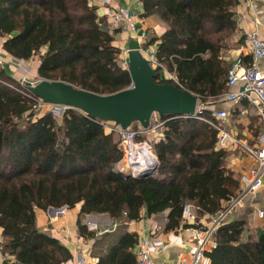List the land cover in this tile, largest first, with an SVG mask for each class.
<instances>
[{"label": "trees", "instance_id": "obj_1", "mask_svg": "<svg viewBox=\"0 0 264 264\" xmlns=\"http://www.w3.org/2000/svg\"><path fill=\"white\" fill-rule=\"evenodd\" d=\"M140 2L143 16L166 23L155 48V81L197 95L201 112L159 117L162 136L152 143L158 172L125 177L116 170L123 156L116 133L74 108L61 119L37 112V98L0 67V247L13 264L71 258L57 235L38 228L36 209L79 204L80 215H107L105 231L77 223L79 234L93 239L96 264H137L138 235L125 223L139 219L142 208L148 216L167 211L164 229H176L184 226L185 204L198 217L213 216L236 194L239 181L225 166L213 109L199 105L219 100L227 89L230 65L222 52L235 31L238 0ZM97 20L89 0H0L2 51L18 61L39 54V78L114 93L130 85V75L113 35ZM152 42L146 39L144 46ZM163 67L175 79L163 77ZM213 239L216 246L205 253L210 264H264V229L250 231L243 221L226 220Z\"/></svg>", "mask_w": 264, "mask_h": 264}, {"label": "crops", "instance_id": "obj_2", "mask_svg": "<svg viewBox=\"0 0 264 264\" xmlns=\"http://www.w3.org/2000/svg\"><path fill=\"white\" fill-rule=\"evenodd\" d=\"M245 1L238 0V3L233 8L236 27L234 33L228 38L226 47L222 52L223 59L229 65L240 56L245 65L250 63L251 57L245 45L244 37L246 32L255 27L254 16L258 17L260 21L258 28H264V0H250L252 1L250 4ZM89 3L96 8V13L99 17H105L109 13V9L112 10L115 6L122 4L133 13L134 28H130V25H122L113 34L112 43L120 49V57H126L123 53L127 50L129 41L135 38L139 40V44L142 43L141 46L143 48L155 49L156 45L160 42L159 37L166 29V23L159 17L142 15L143 8L140 0H107L105 4L103 0H89ZM252 5H255V8ZM142 33H145L147 40L150 39L153 42L144 46L145 41L139 37ZM5 57L8 61L10 59L14 60L10 56ZM29 62L30 60L19 61V64H23L30 71L36 72L37 66L33 68ZM263 64L261 62V65ZM4 68L12 77L21 73L20 66H16L11 62ZM169 73L163 67L161 75L166 77ZM214 102L217 103V108L215 109H225L228 111V117L222 123V129L229 133V137L222 148L227 153L225 158L226 168L231 170L239 181L236 196L242 188L240 176L247 173L250 167L257 165L256 161L244 148L246 146L254 147L257 145V134L262 130V126L260 120L256 117V110L245 101L236 103ZM43 108L46 110L47 106ZM242 201V205L237 206L233 210L227 221L233 219L243 221L250 231L264 229V177L263 186L254 193H245ZM61 209L62 211L60 210L58 213L52 209L45 211L36 209V224L38 228L57 235L70 250L71 258L62 264H96L97 258L92 253L93 239L81 236L78 232L77 223L81 221V223L86 224V221H89L90 226H87L88 229L101 232L108 229L110 218L107 215H80L79 204ZM258 211L263 212L262 216L258 214ZM140 214L141 217L139 219L127 221L125 228L129 232L136 233L138 241L142 238H149L151 240L150 257L155 264H181L184 261L191 260L195 248V241L192 238L194 225L183 223L184 226L166 230L164 229V225L167 221V211L148 216L142 208ZM199 218H201L203 223H206L211 216L203 215ZM1 242L2 237L0 235ZM0 264H13V262L10 256L4 255L0 251ZM199 264H210V260L206 254Z\"/></svg>", "mask_w": 264, "mask_h": 264}, {"label": "built area", "instance_id": "obj_3", "mask_svg": "<svg viewBox=\"0 0 264 264\" xmlns=\"http://www.w3.org/2000/svg\"><path fill=\"white\" fill-rule=\"evenodd\" d=\"M107 3V0H103ZM245 2L252 3L250 0ZM255 8V5H252ZM112 20L117 26L130 25L133 29V13L121 5L115 6L112 10ZM255 27L245 33L244 41L248 49L251 61L249 64L245 65L242 57H238L233 61L226 74L227 86L226 91L222 94L219 100L224 102H239L245 101L246 103L252 105L260 119L262 130L257 137V145L254 147H245V151L256 161L257 165L250 167L247 173L240 176L241 190L240 192L227 200L222 205V208L216 212L211 218L203 223L201 218L195 212L194 207L187 203L184 205L182 210V223H190L194 225L193 239L195 241L194 253L190 261H184L181 264H199L205 258L206 250L214 248L216 243L213 239L214 234L219 226H221L231 215L233 210L242 205V198L245 193H254L258 191L263 186L264 177V28H258L260 21L258 17L254 16ZM143 41L146 40L145 33L139 36ZM4 38L0 35V64L5 66L10 62L16 66H20L18 60L8 59L4 56L2 51V42ZM138 43L139 40L137 39ZM142 44V43H141ZM139 44V48L143 55L149 61V63L155 68L158 63L155 57V50L150 48H143ZM126 58V57H125ZM124 67L127 66V59L122 63ZM4 66V67H5ZM3 67V65H0ZM166 79H175L173 74H168ZM24 78L21 79V83ZM37 100L36 109H43L47 106V111L61 117L64 112L69 108L64 105L46 104L41 100ZM201 110L197 108V113ZM196 113V114H197ZM195 114V115H196ZM194 115V116H195ZM211 116L217 120L214 125L218 131V144L223 147L229 137V133L222 129V123L228 117V111L225 109H213ZM156 117V118H155ZM100 124L110 132H114L119 136V145L123 150V156L125 160L123 164L118 162L116 164V170L123 174V170H129L133 176H141L140 174L148 172L146 175H155L158 172L159 163L156 155L153 152L152 141L159 136H162L163 122L159 120V117L153 115L150 120L149 126L143 128L137 124H134L126 129L121 128L118 124L113 122L100 121ZM147 135L151 137L150 140L147 139H137L138 136ZM66 207V206H64ZM62 211V209L60 208ZM258 214L262 216L263 212L258 211ZM86 225L90 226V222L86 221ZM150 247L151 240L149 238H142L138 241L136 248V261L137 264H155L150 257ZM1 251V247H0Z\"/></svg>", "mask_w": 264, "mask_h": 264}, {"label": "water", "instance_id": "obj_4", "mask_svg": "<svg viewBox=\"0 0 264 264\" xmlns=\"http://www.w3.org/2000/svg\"><path fill=\"white\" fill-rule=\"evenodd\" d=\"M126 59L131 83L110 94H98L63 81L43 78L24 79L22 84L43 103L74 108L123 129L134 123L147 128L153 115L194 116L197 113V95L172 83L155 81L156 69L143 55L136 39L129 41Z\"/></svg>", "mask_w": 264, "mask_h": 264}, {"label": "rangeland", "instance_id": "obj_5", "mask_svg": "<svg viewBox=\"0 0 264 264\" xmlns=\"http://www.w3.org/2000/svg\"><path fill=\"white\" fill-rule=\"evenodd\" d=\"M90 4V3H89ZM105 4V3H104ZM117 6H119V5H117ZM122 7H124V8H128V7H126L125 5H121ZM113 10V9H112ZM112 10L111 9H109V13L108 14H106L105 15V17H99L98 15H97V18H98V20H97V22H98V24H99V26H100V28L101 29H103V30H105V31H107L109 34H111V35H113L114 33H115V31H117L120 27H122V25L119 27L118 25L116 26L115 24H114V22H113V20H112V17H111V15H112ZM123 26H125V25H123ZM131 28V27H130ZM117 29V30H116ZM4 38V37H3ZM136 39V38H135ZM4 40H5V38H4ZM137 40V39H136ZM126 51L127 50H125L124 51V53L123 54H125L126 55ZM126 58L125 57H120V60H119V62H120V64L122 65V63L124 62V60H125ZM28 60H30V62H29V64H31L32 65V67L33 68H35L36 66H37V64H38V62H39V54H35V55H33L30 59H28ZM27 60V61H28ZM27 64V63H26ZM0 65H3V67L2 68H4V64H0ZM28 65V64H27ZM26 65V66H27ZM123 66V65H122ZM20 68H21V73H20V75H17V76H15L14 78L18 81V82H20L21 81V79L22 78H24V79H30V80H35V79H38L39 78V76L37 75V72H34V71H30L29 70V68L27 69V67H25L23 64H21L20 65ZM210 101V100H209ZM211 102V101H210ZM218 102V101H217ZM216 102H211L210 104H208V105H206V104H204V103H202V104H200L199 106L202 108V107H208V108H217L216 107ZM254 108V107H253ZM255 109V108H254ZM37 110V112H43V111H46L44 108L43 109H41V108H38V109H36ZM49 111V110H48ZM47 111V112H48ZM52 114V113H51ZM56 119H61V117H57L56 115H53ZM156 118V117H155ZM114 133V132H113ZM117 135V134H116ZM137 139H147V140H150L151 139V137H150V135L149 136H147V135H142V136H139ZM118 140H119V136H118ZM152 143H153V141H152ZM119 147L121 148V146L119 145ZM121 150H122V148H121ZM122 152H123V150H122ZM125 160V158H124V156H122V159L119 161L120 162V164H123V161ZM124 165V164H123ZM123 173H124V175H128V176H132V177H138V176H133L132 175V173L129 171V170H123ZM149 175H152V174H149ZM65 206V205H64ZM64 206H62V207H60V208H63ZM46 210H48V208L46 209ZM54 210H56V213H58V212H60V209L59 208H57V209H54ZM50 213V212H49Z\"/></svg>", "mask_w": 264, "mask_h": 264}]
</instances>
